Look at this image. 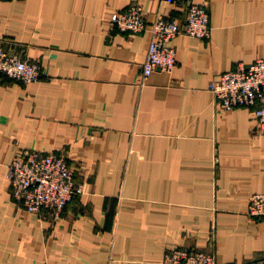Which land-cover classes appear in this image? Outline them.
<instances>
[{"label":"crops","instance_id":"crops-1","mask_svg":"<svg viewBox=\"0 0 264 264\" xmlns=\"http://www.w3.org/2000/svg\"><path fill=\"white\" fill-rule=\"evenodd\" d=\"M183 20L203 4L209 38L176 35V64L143 78L150 32L114 12ZM0 42L41 67L0 72V264H162L171 247L216 264H264V131L208 89L237 62L264 58V0H0ZM22 150L63 155L83 192L60 216L16 202L7 166Z\"/></svg>","mask_w":264,"mask_h":264},{"label":"built area","instance_id":"built-area-1","mask_svg":"<svg viewBox=\"0 0 264 264\" xmlns=\"http://www.w3.org/2000/svg\"><path fill=\"white\" fill-rule=\"evenodd\" d=\"M173 3L176 0H165ZM110 22L121 31L140 32L148 30L150 39L145 59L141 64L142 77L154 70L170 71L176 64V49L170 41L178 34L196 38H209L212 26L208 10L203 4H192L183 20L170 16H156L146 22L144 14L136 4L125 10L114 12ZM0 72L23 83L40 80L42 72L38 62L15 54H9L0 42ZM219 110L248 109L255 118L256 126L264 131V58L249 64L239 61L236 67L227 70L210 82ZM6 178L13 199L29 211L42 210L54 218L60 216L72 198L83 192V184L74 179L73 171L63 155L22 150L14 154L7 166ZM246 213L249 216H264V192L251 194ZM162 264H216L214 254L203 248L190 246L171 247Z\"/></svg>","mask_w":264,"mask_h":264}]
</instances>
